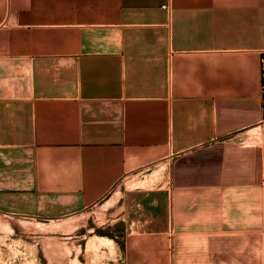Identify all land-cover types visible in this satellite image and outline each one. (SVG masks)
<instances>
[{
  "label": "crops",
  "instance_id": "0c3cea01",
  "mask_svg": "<svg viewBox=\"0 0 264 264\" xmlns=\"http://www.w3.org/2000/svg\"><path fill=\"white\" fill-rule=\"evenodd\" d=\"M262 50L264 0H0V212L116 193L123 264H264Z\"/></svg>",
  "mask_w": 264,
  "mask_h": 264
},
{
  "label": "rangeland",
  "instance_id": "374dc122",
  "mask_svg": "<svg viewBox=\"0 0 264 264\" xmlns=\"http://www.w3.org/2000/svg\"><path fill=\"white\" fill-rule=\"evenodd\" d=\"M119 198L113 193L62 219L0 212V264H123Z\"/></svg>",
  "mask_w": 264,
  "mask_h": 264
},
{
  "label": "built area",
  "instance_id": "2783aa9c",
  "mask_svg": "<svg viewBox=\"0 0 264 264\" xmlns=\"http://www.w3.org/2000/svg\"><path fill=\"white\" fill-rule=\"evenodd\" d=\"M166 7V6H165ZM261 54V79H262V93L264 98V50L260 52Z\"/></svg>",
  "mask_w": 264,
  "mask_h": 264
}]
</instances>
